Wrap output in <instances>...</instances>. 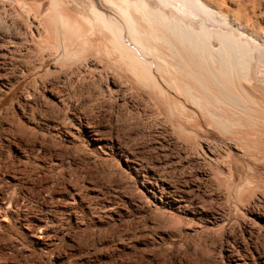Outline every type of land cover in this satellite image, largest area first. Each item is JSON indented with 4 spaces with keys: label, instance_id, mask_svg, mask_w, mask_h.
<instances>
[{
    "label": "bare ground",
    "instance_id": "6f19581e",
    "mask_svg": "<svg viewBox=\"0 0 264 264\" xmlns=\"http://www.w3.org/2000/svg\"><path fill=\"white\" fill-rule=\"evenodd\" d=\"M6 1L11 2L12 7L21 18L19 29L23 31L24 37L23 33H21L23 38L18 37L17 32L14 36L11 33H9L11 35L0 34V106L13 95L22 82L31 80L25 84L18 99L12 100L9 106H5L6 108L2 110L0 125L4 119L13 117V115L6 116L10 115L9 111L17 108L19 104L32 108L30 116L33 113L35 116L34 118L31 116L33 121L24 110H20L19 120L17 118L18 121L14 122L16 125L12 122L15 126L8 122L5 123L11 132L6 133L13 135L11 139L16 138L18 140L16 142L23 144L24 148H16L18 158H15L14 155L13 157L0 155V264H47V261L50 264H70L69 261L72 262V260L69 258H76L79 262H84L83 255L81 258L80 254L78 255V251L83 248L78 250L76 241L69 236L66 228L100 229L108 221L112 222L122 215L123 209L118 206L120 203L118 204L117 196H105L103 187L88 183L89 179L75 174L77 175L73 178L75 184H72L74 183L72 181V183L64 181L57 185L55 182L58 178L60 179V176H57L56 181L49 177L52 172L63 175L65 170H70L69 168L72 166L68 167L70 164L66 163L65 159L63 160V154L67 148L74 152L79 151V147L80 150L82 149L81 145L83 148L87 147L90 151L105 157L120 159L122 172H125L126 176L137 185L142 199L148 201L155 209L176 215L177 221L181 224L179 227H182L183 230L188 229L189 224L192 225L194 222L202 224L203 227L212 228L222 226L227 221V218L224 217L225 213L223 216L218 214L215 216L208 210L201 209V206L198 208H193L191 205L187 207L181 191L179 192L178 188L169 183L170 181L168 182L162 173L158 174L153 169L154 166H150L148 161L137 154L138 152L135 153L127 148L128 146L119 142L111 132L100 128L84 115L75 111L72 100L74 97L76 98L80 90L78 89L79 82L76 79L77 76L75 81L70 77L73 78L76 73L89 72L96 76L103 73L104 67L112 68L115 73L117 72L120 76L118 78L111 77L106 82V90L109 93H118L131 89L134 96L137 95L146 103V107L148 104L149 117L154 115L156 119L161 120L166 132L171 135V140L180 147L179 150L182 153L187 155L194 148L198 149L199 154L212 164L217 177L221 178V187L224 189L222 191L215 189L220 199L228 200V207L225 205L228 208L226 209L228 213L233 215L239 213L251 200L264 204V181L261 179L262 177L257 180L254 176L257 167H262L264 171V0ZM23 51L36 54L37 64H25V59L29 57L26 55L29 53H26L27 57L24 58L25 61L23 60L25 65L17 72H20L19 74L12 76L8 72V66L21 59H16L15 56L20 55ZM29 58L31 59V57ZM11 70L13 72V69ZM43 71L44 73L40 75ZM50 74L52 76L55 74V77L52 80H49L50 78L46 80ZM42 76L46 78L39 81V86L36 88L37 81ZM68 76L70 85L65 88L63 83L65 79L61 82V77ZM101 80L103 79L101 78ZM83 83H80V88L84 85ZM88 96L86 95L87 98ZM67 112L69 114L66 116ZM31 125L33 126L31 127ZM215 134L216 139L214 138ZM48 139H58L60 144L56 146L57 144L53 142L49 143ZM7 141L10 140L7 139ZM54 142L56 141L54 140ZM9 146L10 144H8ZM216 147L225 148L226 153L218 152L215 150ZM26 149L29 150L30 155L26 154ZM75 155L77 154L75 153ZM91 155L90 157H92ZM224 155L230 157L237 168L244 167V162H247V168H244L248 173L251 172L252 176H248L247 173L244 177L236 178L231 172L232 169L224 165ZM88 157L86 158L88 159ZM75 159H77L76 156ZM94 166L96 165L94 164ZM102 166L106 167L104 164ZM80 167H82L81 164ZM204 174L210 178V172ZM109 176L112 177V175ZM116 177L119 179V176ZM33 178H38L36 187L35 183L31 182ZM109 178L107 179L110 180ZM95 179L96 177H94V181H96ZM79 182L82 184L79 185ZM130 182L128 183L130 184ZM127 186L130 188L129 185ZM35 189L38 191L36 193H39V202L32 206L31 202L34 199L32 200L33 194L31 193V196L30 192H34ZM126 191L128 190L126 189ZM129 191L128 193H130ZM123 202L133 205L131 201L123 200ZM261 204L258 206L261 207ZM147 208L149 209L150 206ZM260 209L254 208V205L247 207L244 216L256 220L259 225L264 227V211ZM160 213L158 217L164 214L160 216ZM155 214L149 219L157 218L155 220L158 221L159 218ZM162 218H160V222ZM171 219L174 220L173 217ZM171 219L168 221L169 224ZM251 220L248 221L251 222ZM160 222L158 221V224ZM249 222L245 226L250 231L257 227L248 226ZM148 223L153 224V222ZM160 227L156 228L158 231L155 239L158 241L156 242H167L166 240L173 242L176 229ZM154 229L155 227L152 230L154 231ZM180 229L178 231L183 235ZM219 230L222 231V229ZM73 233L75 232L73 231ZM180 234L178 235L180 236ZM201 235L203 236L202 233ZM135 236L133 237L136 240ZM6 237L10 243H7L9 240H5ZM102 242L99 243L102 244ZM61 243L57 253L50 257L53 250ZM238 244L237 248L227 250L230 264H264V255L259 252L257 246ZM190 245L200 246L198 241L195 242V245L194 243ZM198 247L197 249H202V247ZM134 248H132L133 251ZM6 250H10L12 253H6ZM178 251H180L179 248ZM111 252H113L112 249ZM153 252L156 251H152V254ZM180 252L178 255L181 254ZM92 253L94 254V252ZM32 257L36 259L33 260ZM194 262L192 261V263ZM86 264L89 263L86 262Z\"/></svg>",
    "mask_w": 264,
    "mask_h": 264
},
{
    "label": "rangeland",
    "instance_id": "374dc122",
    "mask_svg": "<svg viewBox=\"0 0 264 264\" xmlns=\"http://www.w3.org/2000/svg\"><path fill=\"white\" fill-rule=\"evenodd\" d=\"M2 1V2H1ZM4 0H0V34H9L11 33L12 36H14V34L16 33V35L19 37H24V33L22 30L19 29V24L21 23L19 18L18 13L16 12V10L14 9V7H12L11 2L9 1H4ZM12 7V8H11ZM12 9V10H11ZM2 13V14H1ZM15 15V16H14ZM13 22V23H12ZM19 22V23H18ZM12 24V25H11ZM18 26V27H17ZM5 30V31H4ZM19 30V31H18ZM8 31V32H7ZM15 31V32H14ZM21 31V32H20ZM18 33H20L18 35ZM23 33V35L21 34ZM9 34V35H11ZM15 35V36H16ZM22 35V36H21ZM22 37V38H23ZM26 38V37H25ZM28 39V38H27ZM21 46V45H20ZM24 53V54H23ZM29 52H22L20 55L15 56L16 59H18V63H14L11 66H8V72L10 73V75H16L19 74L17 73L18 71H20V69H22V66H24L25 64H37V57L36 54L29 53ZM31 57V59L29 57ZM31 55V56H30ZM25 56V57H24ZM35 56V57H34ZM23 57V58H22ZM24 60V58H26ZM30 59V60H29ZM34 61H33V60ZM21 60V61H20ZM23 60L25 61V64L23 62ZM29 60V62H28ZM32 60V61H31ZM20 62V63H19ZM23 62V63H22ZM27 62V63H26ZM31 62V63H30ZM22 64V65H20ZM14 66V67H13ZM11 67V68H10ZM20 67V68H18ZM13 69V72L12 70ZM19 69V70H18ZM84 69V68H83ZM17 70V71H16ZM108 70V71H107ZM15 71V72H14ZM52 72V71H51ZM105 72V74H103ZM12 73V74H11ZM44 73V71L40 74L42 75ZM103 73H99L95 76V74H90L89 72H83V73H76L74 75V79L70 77L71 80L75 81V77L77 79V81L79 82V92L78 95H76V98H73V104H74V110L81 113V115H84L85 118H87L88 120H90L91 122H93L94 124H96L97 126H99L100 128H103L106 131H109L112 133V135L117 138L119 140V142L121 141V143L125 146H128L127 148L131 149L132 151H134L135 153H137L140 157L144 158L146 161H148V164L150 166H154L153 169H155L158 174H163V176L165 178H167V181L169 183H172V185L176 188L179 189V192L181 193L182 197L185 199L186 205L187 207H190V205L193 208H198L201 206V209L203 208L204 210H208V212L210 214L213 215H221L223 216V213H225L224 217L227 218V221L224 222V224L222 226H216V227H212V228H208V227H203L202 224L199 225L198 222H194V223L190 225V229H184L182 227H179L181 224L177 221L178 217H176V215L174 214H170L166 211H163L161 209H155L153 207H151L150 203L148 201H145V199H142L141 193L139 192L137 185L134 184V181H131V179H129L128 176H126L127 174L125 172H122L123 169L122 167V161L118 158L115 157H105L99 153H94L92 151H90L87 147H84L81 145V150L79 147V151H73L70 148H67L65 153L63 154V160L65 159V162L68 163L69 162V166H72L71 168H69L70 170L72 169V171L70 170H65L63 175H61L60 173L57 172H52L49 177H51L53 179V181L57 180V176H60V179L58 178V180L55 182L57 185L61 184L62 182L66 181V182H74L72 184H75V181L73 180L74 176H79V177H84L85 179H89V181H87L88 183H93L96 184L100 187H103L102 190L105 194V196H117V201H118V206L123 209L122 210V215L118 218H116L114 221H108L107 224H105L104 226H102V228L98 229V228H89V227H85L81 230H77L75 228H70L67 227L66 230L69 234V236L71 238L74 239V241H76V247L79 248L78 250L82 249L78 251V255L80 256V258L82 257V259H85L86 262H88L89 264H196V262L198 261V264L200 263V261H202V263L200 264H230L229 260H228V252L227 250H232L234 248H237V246L239 245L238 243L241 244H247L246 246H257L256 248L259 250V252L263 253L264 255V227L262 225H259L258 222L256 220H251L248 219L246 215V210L247 207H250L254 205V208H261L260 210L264 211V204L261 203H257L255 202V200H251L246 204V207H244L242 210H240V214L237 212L235 215L228 213V200L225 201L226 199L221 198L220 196H218L216 189H218L217 191H222L221 187V183H220V177L218 178L217 174L215 173V170L212 168V164L208 163L209 161L207 159H205L203 156H201L198 152L197 148H194L192 151L189 152V154H184L182 153V151H180V147L171 140V135L166 132L163 123L161 122V120L156 119V117L153 115V117H155L153 119L152 116L149 117L150 113L148 112V104L146 107V103L144 101H142L136 94V96H134V92L131 89H126V90H122L119 91L118 93H112V92H108L106 90V82H108V80L111 77H115L118 78V76H120L117 72L115 73V71L112 68L109 67H104V71ZM53 74V73H52ZM83 74V75H82ZM79 75V76H78ZM82 75V76H81ZM91 75V76H90ZM99 75V76H98ZM102 75V76H101ZM88 76V77H87ZM93 76V77H92ZM95 76V78H94ZM55 77L52 76L51 74L49 75V77H47L46 80H48V78H50L49 80H52V78ZM44 76H42L40 79H38L37 81V85L36 88L39 86V81H43L45 80ZM68 77L62 78L61 77V82H63L65 79V81L63 82L64 87L68 88V86L70 85V81H68ZM80 78V80H79ZM83 78V79H82ZM94 78V80H93ZM97 78V79H96ZM99 78V79H98ZM101 78L103 80H101ZM42 79V80H41ZM81 79L83 80V82L81 81ZM31 79H28L24 82H22L19 87L15 90V92L13 93V95L3 104L0 106V116L2 114V110L5 109V106H9V104L11 103V101H16L19 97V95L21 94V92L23 91L25 84L30 81ZM68 81V82H66ZM105 81V82H104ZM83 83L84 85H82V88H80L81 84ZM101 84V85H100ZM100 89V90H99ZM105 90V91H104ZM107 91V92H106ZM81 92V93H80ZM80 93V95H79ZM105 93V94H104ZM121 94V95H120ZM86 95L88 96V98L86 97ZM110 95V96H109ZM116 95V97H115ZM84 96V98H83ZM81 98V99H80ZM86 98V99H85ZM80 99V100H79ZM121 99V100H120ZM77 100V101H76ZM90 103H89V102ZM77 102V103H76ZM83 102V103H82ZM92 102V103H91ZM143 103V104H142ZM81 104V105H80ZM144 105V106H143ZM25 107V109H24ZM21 106V104L18 105V109L15 107L12 110L9 111L10 115H7L6 117H11V115H13V117H11L10 119H4L3 122H1L0 125V132H1V136L2 138H0V155L3 157H13L16 156L15 158H18V156L16 155V148H20L22 149V147L24 148V146H22L23 144L16 142V138L11 139V134H7L9 133V128H7L8 126L5 124L6 122L13 124L14 122L19 120L20 117V110H24L27 113V116L31 118H34V113L33 115L30 116V111H32V108L27 106ZM79 107V108H77ZM144 107V108H143ZM22 108V109H20ZM78 109V110H77ZM29 110V111H28ZM12 111V113H10ZM14 111V112H13ZM29 113V114H28ZM146 115H145V114ZM15 114V115H14ZM32 114V112H31ZM69 113H66V116ZM148 114V115H147ZM145 116V117H144ZM15 117V118H14ZM123 117V118H122ZM150 119H149V118ZM152 117V118H151ZM18 118V120H16ZM29 118V119H30ZM31 118V120H33ZM15 119V121H14ZM149 119V120H148ZM152 119V121H151ZM6 120V121H5ZM9 120V121H8ZM13 120V121H12ZM158 120V121H157ZM11 121V122H10ZM34 121V120H33ZM151 121V122H150ZM155 121V122H154ZM13 122V123H12ZM143 122V123H142ZM153 123V124H151ZM155 123V125H154ZM157 123V124H156ZM15 124V123H14ZM13 124V125H14ZM16 125V124H15ZM14 125V126H15ZM101 125V126H100ZM33 125H31L32 127ZM6 128V129H5ZM125 128V129H124ZM3 129V130H2ZM5 131V132H4ZM9 131V132H8ZM7 132V133H6ZM6 133V134H4ZM11 133V132H10ZM169 135H168V134ZM123 134V135H122ZM129 134V135H128ZM10 135V136H8ZM4 136V137H3ZM170 137V138H169ZM216 134H215V139H216ZM6 138V139H5ZM128 138V139H127ZM10 140V141H7ZM5 140V141H4ZM49 140V139H48ZM54 140L56 142H54ZM214 140V139H212ZM2 141V142H1ZM18 141V140H17ZM58 141V142H57ZM54 143L57 144L56 146H58L60 144L58 139H53V140H49V143ZM14 143V144H12ZM138 143V144H137ZM8 144H10V146L8 147ZM21 144V145H20ZM131 144V145H130ZM174 144V145H173ZM176 144V145H175ZM4 147H3V146ZM19 145V146H18ZM130 145V146H129ZM7 146V148H6ZM14 146V147H13ZM16 146V147H15ZM7 149V150H5ZM195 150V151H194ZM197 150V152H196ZM215 150H217L218 152H225L226 153V149L221 147V148H215ZM12 151V152H11ZM180 151V152H179ZM79 152V153H78ZM92 152V153H91ZM4 153V154H3ZM72 153V154H71ZM75 153L77 155H75ZM92 155H91V154ZM26 154H29V150L26 149ZM66 154V155H65ZM79 154V155H78ZM184 154V155H183ZM192 154V155H191ZM196 154V155H195ZM5 155V156H4ZM7 155V156H6ZM77 157V159H81V160H77L75 159V156ZM90 155L92 157H90ZM186 155V156H185ZM62 156V154H61ZM65 156V157H64ZM74 156V157H73ZM83 156V157H82ZM88 157V159L86 157ZM95 156V157H94ZM191 156V157H190ZM71 157V158H70ZM85 157V158H84ZM94 157V158H93ZM203 157V158H202ZM62 158V157H61ZM74 158V159H73ZM96 158V159H95ZM148 158V159H147ZM150 158V159H149ZM67 159V160H66ZM68 159H70L68 161ZM73 159V160H72ZM86 159V160H85ZM103 159V160H102ZM224 159V165L228 168H231V172L232 174H234V176L236 178L239 179V177H244L245 175H247L248 171L245 169L247 168V162H244V167L241 168H237L235 167V165L232 162V159L230 157H226L224 155L223 157ZM94 160V161H93ZM96 160V161H95ZM81 161V162H80ZM151 161V163H150ZM79 162V163H77ZM155 162V163H154ZM77 163V164H76ZM99 165H98V164ZM108 163V164H107ZM77 166H76V165ZM80 164L82 167H80ZM94 164L96 166H94ZM104 164V166H106L105 168L101 165ZM106 164V165H105ZM85 167H84V166ZM109 165V166H108ZM233 165V166H232ZM79 166V167H78ZM88 166V167H87ZM93 166V167H92ZM111 166V167H110ZM230 166V167H229ZM78 167V168H77ZM96 167V169H95ZM102 169H101V168ZM161 167V168H160ZM74 168V170H73ZM83 170H81V169ZM99 168V169H98ZM158 168V169H157ZM75 169H77L75 171ZM79 169V171H78ZM87 169V170H86ZM95 169V171H93ZM104 169V171H103ZM107 169V170H106ZM242 169V170H241ZM245 169V170H244ZM86 170V171H85ZM209 170V171H208ZM235 170V171H234ZM78 171V172H77ZM81 171V172H80ZM86 173H85V172ZM91 171V172H90ZM103 171V172H102ZM110 173H109V172ZM70 172V173H69ZM75 172V173H74ZM80 172V174H79ZM84 172V173H83ZM97 172H101L102 174H99ZM105 172V173H104ZM107 172V173H106ZM209 173L210 172V178L206 177L204 173ZM91 176L89 178V175ZM96 173V175H95ZM109 173V174H108ZM254 176L256 177L255 179L259 180L261 177V179L264 181V171L263 168L261 167H257V169H255L254 171ZM57 174V175H56ZM74 174V175H73ZM77 174V175H75ZM85 176H83V175ZM93 174V175H92ZM121 178H120V175ZM123 174V175H122ZM214 174V175H213ZM252 173H248V176H252ZM54 175V176H53ZM102 175V177H101ZM109 175H112V177H108ZM88 176V177H86ZM93 176V177H92ZM99 176H100V180H99ZM104 176V178H103ZM116 176H119L117 179ZM162 176V175H161ZM63 177H65V179H63ZM70 177V178H69ZM94 177H96V181H94ZM182 177V178H181ZM216 177V178H215ZM107 178H109L110 180H108ZM125 178V179H123ZM34 179V178H33ZM32 179L31 182L35 183V187L38 184V178H35L34 180ZM56 179V180H55ZM67 179V180H66ZM72 179V180H69ZM98 179V180H97ZM114 179V180H112ZM217 179V181H216ZM37 180V181H36ZM61 182H60V181ZM93 180V181H92ZM106 180V181H104ZM108 180V181H107ZM119 180V182H118ZM124 180H126V182H123ZM172 180V181H171ZM72 181V182H71ZM104 181V182H102ZM119 183V184H117ZM131 181V182H130ZM174 181V182H173ZM111 182V183H108ZM116 184H115V183ZM123 182V183H122ZM130 182V184L128 183ZM214 182V183H213ZM238 182V181H237ZM240 182V181H239ZM84 183V182H83ZM102 185H101V184ZM108 183V184H106ZM122 183V184H121ZM127 183V184H126ZM132 183V184H131ZM79 185L82 184V182L78 183ZM113 184V185H112ZM181 184V185H179ZM112 185V186H110ZM115 185V186H114ZM118 185V186H117ZM122 185V187H121ZM129 185L130 188L127 186ZM132 185V186H131ZM136 185V186H133ZM216 185V187H215ZM187 186V187H185ZM121 187V188H120ZM125 187V188H124ZM128 187V188H127ZM221 187V188H220ZM112 188V190H111ZM117 190H116V189ZM125 190H124V189ZM216 188V189H215ZM108 189H110L108 191ZM126 189L130 192L128 193V191H126ZM107 190V191H106ZM115 192H114V191ZM133 190V191H132ZM135 190V191H134ZM138 190V191H137ZM34 192H30V195L33 196L32 198V202L31 205L35 206V204L37 205L36 202H39V198L38 195L36 193V189L33 190ZM112 191V192H111ZM121 191V192H120ZM184 191V192H183ZM38 192V191H37ZM121 194H120V193ZM183 192V193H182ZM32 193V194H31ZM112 193V194H111ZM133 195H132V194ZM138 193V194H137ZM205 193V194H204ZM212 193V194H211ZM219 193V192H218ZM36 194V196H35ZM109 194V195H108ZM111 194V195H110ZM115 194V195H114ZM125 194V195H124ZM127 194V196H126ZM131 194V195H130ZM214 194V195H213ZM129 195V196H128ZM217 195V196H215ZM124 196V197H123ZM141 196V197H140ZM197 196V197H196ZM130 197V199H129ZM139 197V198H138ZM194 197V198H192ZM122 198V199H121ZM141 198V201H140ZM189 199V200H187ZM191 199V201H190ZM37 200V201H36ZM124 201H131L133 202V205H129L128 203H124ZM137 200V201H136ZM199 200V201H198ZM204 200V201H203ZM224 201V205H223V201ZM35 201V202H34ZM135 201V202H134ZM189 201V202H188ZM210 201V202H209ZM122 202V203H121ZM139 202V203H137ZM197 202V203H196ZM205 202V203H204ZM210 204H208V203ZM251 202V203H250ZM34 203V205H33ZM200 203V204H199ZM203 203V204H202ZM253 203V204H252ZM137 204V205H136ZM145 204V205H144ZM207 204V205H206ZM249 204V206H247ZM261 204V207H259ZM122 205V207H121ZM124 205V206H123ZM126 205V206H125ZM150 206V208L148 209L147 207ZM197 205V206H196ZM227 207H226V206ZM257 205V206H256ZM259 205V206H258ZM130 206V207H129ZM139 206V207H138ZM144 206V207H142ZM209 206V207H207ZM127 207V208H126ZM137 207V208H136ZM212 207V209H210ZM225 207V208H224ZM132 208V209H131ZM207 208V209H206ZM215 208V209H214ZM127 209V210H124ZM148 209V210H147ZM216 211H214V210ZM219 209V210H218ZM221 209V210H220ZM135 210V211H134ZM147 210V211H146ZM224 210V211H222ZM245 210V211H244ZM162 213H160V212ZM219 211V212H218ZM130 212V213H129ZM132 212V214H131ZM142 212V213H141ZM158 212V213H156ZM166 212V213H164ZM215 212V213H214ZM156 213V214H155ZM160 213V216L163 217L162 221L160 222V218L158 217ZM220 213V214H219ZM222 213V214H221ZM243 213V215H241ZM129 214V216H128ZM134 214V215H133ZM143 214V215H142ZM155 214L159 219L158 221L160 222L158 224V221H156L155 219L157 218H153L152 219V215ZM133 215V216H132ZM166 215V216H165ZM217 215V216H218ZM137 216V218H136ZM152 216L150 219L149 217ZM172 216L173 219L176 217V219L172 220L170 217ZM233 216V217H232ZM236 218H235V217ZM245 217L243 219V217ZM134 217V218H133ZM139 217V218H138ZM164 217H168L171 219L170 224L168 223V221L170 219H166ZM239 217V218H238ZM242 217V218H241ZM121 218V219H120ZM136 218V220H135ZM124 219V220H123ZM144 219V220H143ZM246 219V220H245ZM123 220V221H121ZM130 220V221H129ZM147 220V221H146ZM151 220V221H150ZM153 220V221H152ZM176 220V222H175ZM251 220V222L249 221ZM119 221V222H118ZM134 221V222H133ZM136 221V222H135ZM165 221V222H164ZM235 221V222H234ZM246 221V222H245ZM250 224H248V226L253 227V226H257L254 229H252L250 231V229L245 226L248 222ZM133 222V223H131ZM148 222H153V224H150ZM156 222V223H154ZM166 223V225H164V223ZM234 222V223H233ZM112 223V224H111ZM127 223V224H126ZM163 223V224H162ZM232 223V224H231ZM256 223V224H255ZM115 224V225H114ZM122 224V226H121ZM172 224V226H171ZM180 224V225H179ZM254 224V225H253ZM127 227H126V226ZM134 225V226H133ZM136 225V226H135ZM158 225V226H157ZM164 225V226H163ZM169 225V226H167ZM197 225V226H196ZM116 228H114V227ZM144 226V228H143ZM151 228H150V227ZM157 226V227H156ZM161 226V227H160ZM195 226V228L193 227ZM199 226V227H198ZM201 226V227H200ZM259 226V227H258ZM121 227V228H120ZM142 227V228H141ZM146 227V228H145ZM155 227L154 231L152 230ZM168 228V227H172V229H176V233L174 232V237H173V242L172 240H170L171 242H169V240H166L167 242H156L158 240L156 239L157 236V229L158 228ZM188 227V226H187ZM218 227V228H217ZM111 228H113L111 230ZM134 228V229H133ZM157 228V229H156ZM180 229V232L184 235H181L178 231V229ZM262 228V230H261ZM92 229V230H91ZM102 229V230H101ZM147 229V230H146ZM194 229V230H192ZM219 229H222L219 230ZM226 229V230H225ZM89 230V231H88ZM107 230V231H106ZM116 230V231H115ZM121 232H120V231ZM133 230V231H131ZM156 230V231H155ZM205 230V231H204ZM261 230V231H260ZM73 231L75 233H73ZM91 231H93L91 233ZM101 231V232H100ZM104 231V232H103ZM114 231V232H113ZM124 231V232H123ZM136 233H135V232ZM149 231V232H148ZM151 231V233H150ZM193 231V232H192ZM253 231V232H252ZM96 232H98L96 234ZM108 232V233H107ZM148 232V233H147ZM154 232H156L154 234ZM186 232V233H185ZM188 232V233H187ZM104 233V234H103ZM136 237V240L134 239V237ZM145 233L149 234V235H145ZM201 233L203 234V236L201 235ZM206 233V234H204ZM250 233H252L250 235ZM96 234V235H95ZM108 234V236H107ZM135 234V235H134ZM154 234V235H153ZM180 234V236L178 235ZM103 235V236H102ZM130 235V236H129ZM143 235V236H142ZM195 237H194V236ZM200 237V240H198V236ZM250 235V236H249ZM258 235V236H256ZM82 236V237H81ZM111 236V237H110ZM113 236V237H112ZM120 236V237H119ZM126 236V238H125ZM196 236H197V240H196ZM207 236V237H205ZM251 238H249V237ZM76 237V238H75ZM88 237V238H87ZM107 237V238H106ZM129 237V238H128ZM132 237V239H131ZM150 237V238H149ZM154 237V240H153ZM205 237V238H204ZM142 240H141V239ZM181 240H180V239ZM191 238V239H190ZM206 239V240H202V239ZM210 238V239H207ZM98 239V240H97ZM103 239V240H102ZM126 239H128L126 241ZM131 239V240H129ZM145 239V240H144ZM177 239V240H175ZM195 239V240H194ZM214 239V240H213ZM5 240H9L7 239V237L5 238ZM122 240V242H121ZM133 240V241H132ZM148 240V241H147ZM180 240V241H179ZM192 240V242L195 245V242L198 241V243L200 244V246L198 247L197 245L193 247L190 244H193L192 242L190 243V241ZM195 242H194V241ZM208 240V241H207ZM84 241V242H83ZM98 241V242H97ZM103 241V242H102ZM138 241V242H136ZM200 241V242H199ZM203 241V242H202ZM78 242V243H77ZM80 242H83L82 244H80ZM102 242V244H104L105 246H103L100 243ZM135 242V243H134ZM208 242V243H207ZM10 243V240L7 242ZM98 243V244H97ZM123 243V244H122ZM184 245H183V244ZM189 247H188V245ZM215 243V244H214ZM92 244V245H90ZM130 244V245H129ZM142 244V245H141ZM161 244V245H160ZM262 244V245H261ZM61 244L58 245V247H56L53 252L51 253V256H54L55 253H57L58 249L60 248L59 246H61ZM90 245V246H89ZM94 245V246H93ZM108 245V246H107ZM114 245V246H113ZM117 245V247H116ZM134 245V247H133ZM187 245V246H186ZM207 245V246H205ZM89 249H87L88 247ZM177 246H179V250L177 252ZM96 247V248H95ZM130 247V249H129ZM141 247V249H140ZM171 247V248H170ZM183 247V248H182ZM188 247V248H187ZM202 247V249H197ZM114 248V249H113ZM116 248H118L116 250ZM134 248L135 250L133 251ZM139 248V249H138ZM209 248V250H208ZM88 251H87V250ZM108 249V250H107ZM111 249L113 252H111ZM121 251H118V250ZM145 249V250H144ZM158 249V250H157ZM171 249V250H170ZM176 249V252H174V250ZM193 249V250H192ZM86 250V251H85ZM94 250V251H93ZM105 250V251H104ZM115 250V251H114ZM137 250V251H136ZM149 250V251H147ZM168 250V251H167ZM196 252H195V251ZM199 250L201 251L199 253ZM206 250V251H205ZM83 251V252H82ZM85 251V252H84ZM94 252V254L92 252ZM100 253H99V252ZM147 251V252H145ZM152 251H156L153 252ZM159 251V252H158ZM172 253H171V252ZM183 251V254H182ZM187 251V252H186ZM194 255H193V252ZM208 251V254H207ZM12 253L10 250H6V253ZM140 252V253H139ZM163 252V255L161 256V254ZM181 253L178 255V253ZM205 252V253H204ZM92 253V255H91ZM106 255H103L105 254ZM112 253V254H111ZM117 253V254H116ZM120 253V254H119ZM137 253V255H136ZM158 253V255H157ZM167 253V254H166ZM170 253V254H169ZM192 253V254H191ZM198 254V255H197ZM202 254V255H201ZM205 254V255H203ZM88 255V256H87ZM95 255V256H94ZM100 255V256H99ZM136 255V257H135ZM141 255V256H140ZM157 255V256H156ZM166 255V256H165ZM186 255V256H185ZM216 255V256H215ZM24 256H27L26 254H24ZM110 256V257H109ZM182 256V258H181ZM190 256V257H189ZM192 256V257H191ZM203 256H205V258H203ZM88 257V258H87ZM91 257V259H90ZM113 257V258H112ZM131 257V259H130ZM152 257V258H151ZM156 257V258H155ZM164 257V258H163ZM169 257V258H168ZM184 257V258H183ZM186 257V258H185ZM188 257H189V261H188ZM33 258V257H32ZM100 258V259H99ZM105 258V259H104ZM135 258V259H134ZM137 258V259H136ZM160 258V259H159ZM181 258V260H180ZM196 260H195V259ZM36 259L35 257L33 258V260ZM76 259V258H75ZM71 259L69 258L70 264H86V262H79L78 259ZM97 259V260H96ZM114 259V260H113ZM130 259V260H129ZM140 259V260H139ZM159 259V260H158ZM187 259V260H186ZM195 262H194V260ZM94 260V261H93ZM96 260V261H95ZM111 260V261H110ZM142 260V261H141ZM149 262H148V261ZM164 260V261H163ZM194 263H192V261ZM129 261V262H128ZM134 261V262H133ZM137 261V262H136ZM163 261V263H162ZM186 261V262H185ZM191 261V263H190ZM170 262V263H169ZM180 262V263H179ZM47 264H50L49 261H47Z\"/></svg>",
    "mask_w": 264,
    "mask_h": 264
}]
</instances>
